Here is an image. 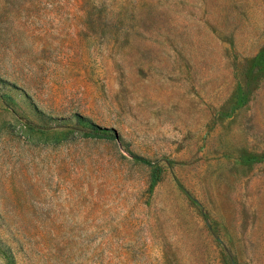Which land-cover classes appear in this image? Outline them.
<instances>
[{
  "label": "rangeland",
  "instance_id": "rangeland-1",
  "mask_svg": "<svg viewBox=\"0 0 264 264\" xmlns=\"http://www.w3.org/2000/svg\"><path fill=\"white\" fill-rule=\"evenodd\" d=\"M0 264H264V0H0Z\"/></svg>",
  "mask_w": 264,
  "mask_h": 264
},
{
  "label": "trees",
  "instance_id": "trees-1",
  "mask_svg": "<svg viewBox=\"0 0 264 264\" xmlns=\"http://www.w3.org/2000/svg\"><path fill=\"white\" fill-rule=\"evenodd\" d=\"M89 130L86 132L89 135H103V134H110L111 128L107 126H101L96 123H89Z\"/></svg>",
  "mask_w": 264,
  "mask_h": 264
}]
</instances>
